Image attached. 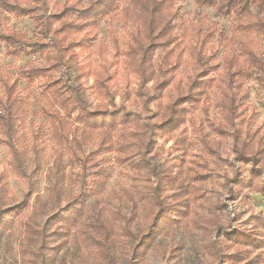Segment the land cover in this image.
Segmentation results:
<instances>
[{"label": "trees", "instance_id": "obj_1", "mask_svg": "<svg viewBox=\"0 0 264 264\" xmlns=\"http://www.w3.org/2000/svg\"><path fill=\"white\" fill-rule=\"evenodd\" d=\"M22 1L0 0V11L16 18H31L39 28L40 40L8 29L0 32V43L11 57L47 56L49 67L23 71L27 79L47 77L49 69L60 70L58 60L48 55L50 46L45 41L49 37L62 53L70 51L74 57L75 47L85 48L95 39L101 19L131 26L134 35L122 56L125 69L138 81L132 100L147 115L132 113L125 107L116 108L110 80L100 71L94 74L92 90L107 102L93 109L84 104L80 92L53 80L58 86L56 93L64 114L52 121L47 141L52 160L44 169L43 162L47 160L43 142H38L39 145L29 142L21 127L26 98L16 80L3 84L0 144L9 150L8 166L27 190L20 201L15 200L9 194L6 174L0 172V264H116L120 249H127L125 252L131 258L138 259L149 249L160 226H169L170 222L186 217L194 199L190 194L197 192L194 183L183 179L180 169L156 162L154 150L157 137L177 131L185 122L188 105L201 101L206 94V80L217 69L214 55L204 53L215 34V25L202 19L185 22L178 9L173 8L176 0H65L63 3L28 0L32 3L29 6ZM192 2L197 8H213L221 18H233L213 102L221 121L210 126L219 135L230 131L238 143L236 120L247 98L246 81L255 75L264 91V55L260 48L264 37V0ZM177 32L189 36L183 45L197 67L185 81L174 80V72L180 66ZM218 36L226 39L222 33ZM115 41L113 38L114 44ZM167 89H172V94L161 103ZM129 96L126 92L123 97ZM152 103H157V111L149 115ZM207 137L203 134L207 154L218 157ZM92 143L98 156L84 152V147ZM247 143L235 146L236 159L251 164V174L259 177L264 172V143L260 140L253 145ZM109 153L114 163L130 172V185L117 193L121 202L131 204L129 215L120 207L111 208L102 197L109 179L110 161L105 156ZM73 168L77 172L69 171ZM38 172L44 173L45 196L37 194L34 188V175ZM238 176L233 171L224 180L230 196L231 185L239 184ZM209 178L201 170L192 180ZM72 182L77 187L75 191L68 188ZM258 192L264 194V184ZM222 205L219 200L213 204L215 210ZM25 209L29 213L21 221L20 214ZM17 220L21 221L20 235L13 248L9 241ZM207 221L210 228L206 230L205 247L212 258L210 264H240L243 261L240 253L259 249L255 242L257 232L227 230L216 215ZM239 245L246 246V250L228 252Z\"/></svg>", "mask_w": 264, "mask_h": 264}, {"label": "rangeland", "instance_id": "obj_2", "mask_svg": "<svg viewBox=\"0 0 264 264\" xmlns=\"http://www.w3.org/2000/svg\"><path fill=\"white\" fill-rule=\"evenodd\" d=\"M57 1L63 3L65 0ZM22 4L32 5L28 0L22 1ZM173 8L178 9L185 22L195 23L202 19L215 25V34L204 53L214 55L217 69L206 80L208 87L206 94L201 101L188 105L185 122L177 131L168 136L157 137V145L154 150L156 162L168 165L175 170L180 169L183 179L186 183H194L197 192L190 194V198L194 197V199L191 200L186 217L178 219L176 222H170L169 226H160L144 256L133 259L125 252L127 249H120L117 253L116 264H210L212 258L205 247V236H207L206 230L210 228L207 219L213 215L221 220L227 230L236 229L245 233L257 232V241L255 242L259 249L240 253L247 247L239 245L232 247L228 252L230 254L240 253L243 256V261L240 264H264V194L258 192L259 186L264 184V172L259 177H255L251 174V164L238 161L235 153V146H240L242 142L247 143L250 138L253 141L247 144H257L259 140L264 143V91L257 84L255 75L246 81L244 87L247 90V98L239 109L240 118L236 120V129L237 132L239 131L238 143L235 142L234 134H231L230 131L225 135L217 134L210 124H217L221 121V117L213 102L222 72L220 68L221 56L227 48L233 18H221L210 7L197 8L192 0H176ZM8 29L25 34L32 40H40L39 28L35 26L31 18H16L0 11V32ZM218 33L225 35L226 39H221ZM133 35L134 30L131 26L121 25L118 21L110 23L107 18H103L98 23L95 39L89 41L85 48L75 47L73 49L74 57L71 56L70 51L62 53L52 44L49 37L45 41L50 46L48 55L50 58L58 60L60 70L49 69L47 77L35 79L25 78L22 72L37 67H49L50 62L46 60L47 56L31 54L11 57L4 44L0 43V100H2L3 84L16 80L21 94L26 98L21 127L29 142H37V145H39L38 142H43L42 145L44 144L46 148L44 157L47 160L45 162L44 159V169L50 166L52 160L50 144H47L52 121L54 117H62L64 114L59 106L60 96L56 93L55 87L58 86L52 83L53 80H56L59 85L70 86L80 92L84 97V104L89 109H93L103 106L107 102V99L98 97L92 90L94 74L100 71L104 78L107 77L110 80L116 108L125 107L132 113L147 115L132 100V93L136 89L138 81L125 69L122 56V51L127 48ZM188 37L177 32L176 39L180 44L178 49L181 50L180 66L174 72V80L185 81L186 77L194 74L197 68L194 60L188 54L187 48L183 45L187 43ZM79 38L75 40H79ZM113 38H115L116 44H114ZM260 48L264 55V37H262ZM196 49L199 50L200 47L197 46ZM157 55L158 52L154 59L157 58ZM169 86L173 88L172 84ZM126 92L130 94L128 99L123 97ZM171 94L172 89L165 90L161 103H164ZM156 111L157 103L150 104L147 113L155 114ZM66 121L71 123L69 120ZM203 134L208 136L207 138L216 149L219 158L207 154L202 142ZM84 152L85 154L93 152L95 156L99 155L96 153L93 143L85 146ZM105 156L110 162L109 179L102 194L104 203L106 200L111 208L120 207L129 215L131 214V204L121 202L117 198V193L120 189L130 185V172L123 166L114 163L112 154L109 153ZM9 158V150L0 144V172L4 171L6 174L9 194L15 200L20 201L27 188L25 183L10 170ZM201 170L207 172L210 178L205 181L193 182L192 178L197 171ZM69 171L77 172V168L69 169ZM233 171L239 175V184L231 185L233 193L230 196L224 180L226 177L230 178ZM67 173L69 174L68 171ZM34 176L36 193L45 196L44 173L38 172ZM75 187L73 182L68 186L70 191L77 190ZM217 200L223 205L220 209L215 210L213 204ZM31 201L32 199L30 203ZM28 213L29 210H23L20 220L23 221ZM21 221L19 223L17 220L13 227V236L9 241L13 248L17 246L20 235L18 227H20Z\"/></svg>", "mask_w": 264, "mask_h": 264}]
</instances>
